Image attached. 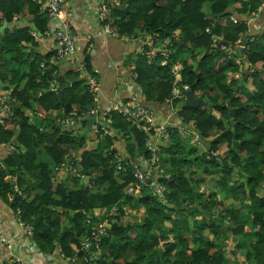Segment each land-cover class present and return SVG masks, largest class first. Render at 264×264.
<instances>
[{
	"label": "trees",
	"instance_id": "trees-1",
	"mask_svg": "<svg viewBox=\"0 0 264 264\" xmlns=\"http://www.w3.org/2000/svg\"><path fill=\"white\" fill-rule=\"evenodd\" d=\"M118 1L110 19L121 37L154 36L155 43L171 44L168 56L140 55L132 63L134 82L143 88L146 102L157 92L154 81L161 87L154 100L172 96L174 67L180 63V85L190 86L194 94L206 92L204 100L214 104L211 112L184 106L180 111L182 122L208 142L207 150L188 149L185 135L170 127L171 138L159 152L164 191L126 196L133 175L117 173L114 154L136 160L139 153L149 159L150 133L113 112L115 135L96 138L97 146L88 147V134L78 136L77 131L90 124L94 111L102 120L105 109L78 72L68 70L66 81L56 83L64 71L50 63L54 53L26 51L39 47L33 24L44 36L57 26L35 0H0V28L27 19L21 28L7 27L0 35V97L4 92L12 105H21L10 106L7 114L0 102V199L33 229L40 251L61 250L71 258L92 226L117 208L100 255L93 260L92 252L81 251L80 264H264V30L257 31L259 20L252 27L246 24L261 0ZM214 37L226 47L239 40L247 45L234 55L214 48ZM85 62L94 75L89 57ZM72 113L81 118L82 128L62 123ZM32 116L52 123L39 129ZM64 173H70L67 180ZM98 209L107 215L97 218ZM228 243H234L235 259L240 254L244 262L232 263Z\"/></svg>",
	"mask_w": 264,
	"mask_h": 264
},
{
	"label": "built area",
	"instance_id": "built-area-1",
	"mask_svg": "<svg viewBox=\"0 0 264 264\" xmlns=\"http://www.w3.org/2000/svg\"><path fill=\"white\" fill-rule=\"evenodd\" d=\"M35 1L38 3L40 10L45 12L48 15L50 21L57 26L53 32H49L53 33L55 40L54 55L51 58L50 63L60 67L61 63L69 61V65L76 66L74 70L78 72L80 76L86 81V85L88 86L90 92L95 95V101H98V96L100 94L99 80L88 70L85 60L74 61L71 59L77 48V39L73 33L72 25L74 10L69 7V3L72 0ZM244 1L246 2L248 0ZM110 3H113V6L119 5L118 0H111ZM111 4L101 7L99 11V21L102 24L105 34L120 38L118 31L112 26L110 19L112 14ZM263 13L264 0H261L257 10L254 13L249 14L248 23H252L261 19ZM232 21L236 22L233 17ZM207 32H210V30L207 29ZM32 35L37 37L36 32H33ZM91 39V36H87L86 38L87 41H90ZM140 40L143 51H151L146 56L153 59L158 55V53H161V51L154 49V36L147 37L146 39L141 38ZM212 45L214 48H219L229 53H234V55L237 54L236 48L239 49L244 46L240 40L235 43L234 47H226L222 44L220 45V38L218 37L213 38ZM161 55H164V53H161ZM162 65H167V60L164 61ZM176 67L177 65L174 67L173 72V74L176 76L173 84V93L170 98L165 100V103L170 107L171 117L179 116L181 106L184 105L182 92L191 90L190 86L180 85L181 79L178 78V69ZM131 70L135 72V65L131 66ZM240 70L242 71L243 69L241 68ZM136 78L137 75L133 73V79L136 80ZM0 102L3 107V111L7 114L10 113L11 107L8 105L7 99L1 96ZM97 112L98 111H94L89 116L91 117L96 115L98 119L97 123L90 124L89 130L96 136L98 141L102 140L105 136L113 137L115 135L110 128L111 119L109 117L113 112L123 115L128 122L134 121L137 124L136 126L139 130L150 133L147 142L152 139L153 135H157L161 140H169L171 138V134L169 132L170 127L178 130H182V127L184 128L181 123L182 119L177 123H170V121L164 122L162 124L158 123L156 112L153 110V108L146 106V104H144L137 95H131L129 99L124 101L122 104L119 102H110L103 111L102 120L99 118ZM80 120L81 118L78 117L76 113H72L71 116L62 123L68 127H75L80 122ZM0 122H3L1 115ZM100 122H103V124ZM192 135L195 142L199 143L200 134L193 130ZM147 149L151 153L149 159H145L143 154L136 160L131 159L129 156H127V154L121 152L114 154L117 173H127L130 171L133 175L134 180L125 190V195L128 197L140 198L146 189L157 193L164 191V187L159 184V178L164 174V169L160 163L159 152H157V148L153 147L151 143H149V146L147 145ZM116 211L117 208H113L105 220L99 221L97 224L92 226L89 235L81 243L79 252H92L91 257H94V255H97L101 252V243L104 238L109 236V231L112 225L116 222L114 217ZM18 221L23 233L25 234V237L29 240H33V229L20 220ZM88 222L90 223V221ZM0 245L4 246L10 253H12L14 250L12 241L8 238H5L4 236H0ZM21 262L22 260L20 258H12V264H21ZM68 262V264H80L82 261L76 257L68 259ZM84 262H87V259H85Z\"/></svg>",
	"mask_w": 264,
	"mask_h": 264
},
{
	"label": "crops",
	"instance_id": "crops-1",
	"mask_svg": "<svg viewBox=\"0 0 264 264\" xmlns=\"http://www.w3.org/2000/svg\"><path fill=\"white\" fill-rule=\"evenodd\" d=\"M110 2L111 0H72L69 3V7L74 10L72 25L73 33L77 39L76 52L71 59L74 61H84L86 57H89L94 75L100 82L98 104L101 110H104L110 102H119L122 104L124 101L129 99L131 95H137L140 100L146 104V106L153 108L156 112L158 123L162 124L168 121H170V123H177L182 119V117H180V114L179 116L171 117L170 107L165 103L166 99L162 102L154 100L157 98L159 91H161L160 83L158 81L153 80V86L157 92L155 91L153 94L154 99L150 101V104L146 102L143 88L134 82V72L131 70V66L134 64L132 63L135 62L140 55H148L151 51H143L140 38H131L128 36H120V38H118L104 33L102 24L99 21V11L101 7H104V5H110ZM111 5L113 6V3ZM233 18L238 21L237 17ZM26 21V18H24L23 21L16 20L13 25H8V27L12 30L14 28H21L27 23ZM254 22L248 23V19L246 20V24L251 27ZM256 23L260 24L257 26V31L259 29L258 27H260V31H263L264 16H262V18ZM52 25L55 24L52 23ZM54 27L55 26H51L50 30H54ZM49 32H46L45 36L40 33L42 38L39 37V32H37V42L39 47L34 49V46H32L26 51L30 53L31 51L36 50L37 53L43 56L49 54L52 55L54 53L55 40L53 33ZM87 36H91L92 39L87 41ZM165 42H154V49H157L161 51V53H164V55L168 56L169 53L167 49L171 44L167 41ZM241 59L242 58L238 59V63ZM75 68L76 66L69 65V61L60 64V70L62 72L64 71L62 75H64L66 71L74 70ZM176 68L178 69V78L182 79V64H177ZM173 77L175 81L176 76L174 74ZM5 94L6 93L4 92L1 93L4 97ZM182 95L185 104L183 92ZM201 95V93H199V95L194 94L197 98ZM220 95L222 98L223 95L221 93ZM0 115L2 116V114ZM78 125L81 127L80 123H78ZM182 126H184V128L182 127V130H179V132L185 135L184 138H187L188 142L190 141L188 140V136L192 138L191 141L193 144L190 143L191 146H205L204 148H207V146L201 143V141L199 143L195 142L192 135L193 129L188 128L183 122ZM89 127L90 124L85 128L81 127V134L77 132L78 136L88 134L86 140L88 147L94 146L97 142L96 136L90 132ZM169 140H161L157 135H153L152 139L147 142V145L149 146V143H151L153 147L157 148V152H160L161 146L165 145ZM120 147L126 152V145L124 143ZM140 156H142V154L138 153V157ZM68 166L69 165L66 164V168H68ZM69 174L70 173H64L63 179L67 180L69 178ZM102 211L103 210L100 209L95 210V216L97 218H100L103 215L106 216L107 213ZM88 221H90V223L92 222L90 218ZM90 223L88 222V224ZM0 236L10 239L14 245L12 253H10L4 246L0 245V263L6 262L7 264H12V258L14 257L20 258L22 260L21 264H68V259H71V257H66L62 254L61 250H56L54 253L49 254L40 251L34 240H29L25 237L16 215L10 208L9 204L4 202L2 199H0ZM76 252L77 254L74 258H76L79 254V250H76ZM76 252L74 250V253ZM228 252L229 258L233 263V261H235V256H233L231 250H228ZM99 255V253L94 255L93 260L97 259Z\"/></svg>",
	"mask_w": 264,
	"mask_h": 264
},
{
	"label": "water",
	"instance_id": "water-1",
	"mask_svg": "<svg viewBox=\"0 0 264 264\" xmlns=\"http://www.w3.org/2000/svg\"><path fill=\"white\" fill-rule=\"evenodd\" d=\"M125 6L122 5L120 7L121 10H124ZM8 27V23L7 22H4L3 23V26L0 28V35L5 31V29H7ZM32 29L34 32H38L36 26L33 24L32 25ZM39 37L42 38V35L39 33ZM247 45V43L245 42L244 43V46ZM242 47L240 49V51H242L245 47ZM245 63V66L247 68V61L244 62ZM66 81V76L65 75H59L56 79V83L60 86V84L62 82ZM184 93V97H185V104H184V108H188V107H192V108H207L208 111H212V108H213V104L212 103H207L204 98L206 96V92H203L202 95L200 97H195L194 96V93L192 92V90L190 91H183ZM7 103L8 105H10L12 108L16 107V108H21V105L20 104H17L16 106L12 105V102H11V98L8 97L7 98ZM228 106L230 107V109H232V104L231 102L228 103ZM32 122H33V125L37 126L39 129H42V128H46L48 126V124H51L52 122H44V120L41 118V117H38V116H32ZM98 119H97V116L96 115H93L91 117L88 118V122L90 124H93V123H97ZM101 124H103V122H100ZM232 125H233V130H234V127H235V122L232 120L231 121ZM199 140L201 141V143H203L204 145H207V141L204 140L203 136L202 135H199ZM95 146H97V144H95ZM234 146L237 147V142L234 143ZM78 170L81 172V174L83 175H86L87 174V171L85 169H82V166L79 164L77 166ZM217 211L214 212L215 215H217Z\"/></svg>",
	"mask_w": 264,
	"mask_h": 264
},
{
	"label": "rangeland",
	"instance_id": "rangeland-1",
	"mask_svg": "<svg viewBox=\"0 0 264 264\" xmlns=\"http://www.w3.org/2000/svg\"><path fill=\"white\" fill-rule=\"evenodd\" d=\"M196 94L199 95V92L196 91ZM182 106H183V105H182ZM182 106H181V109H182ZM180 111H181V110H180ZM77 132H78L79 134H81V130H78ZM190 143L193 144L192 141H189V142H187V144H186V146H187L188 149L191 148V144H190ZM200 150H201V151H204V150H207V148H203V149H202V147H200ZM224 150H226V148H225ZM200 178H201V175H200L199 179H200ZM204 190H205V189H202L203 192H204ZM208 190H211V191H212L213 189L208 188ZM205 191H206V190H205ZM206 192H207V191H206ZM233 246H234V243H232V244H229V243H228V247L230 248L229 250H231V248H233ZM236 259H237V262H239V263L244 262V258H243V256H241L240 254H238V256L236 257ZM236 259H235V262H236Z\"/></svg>",
	"mask_w": 264,
	"mask_h": 264
}]
</instances>
